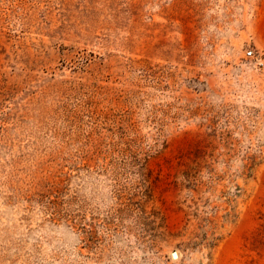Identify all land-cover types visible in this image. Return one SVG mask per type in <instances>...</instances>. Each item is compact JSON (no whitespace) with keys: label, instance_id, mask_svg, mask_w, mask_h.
Here are the masks:
<instances>
[{"label":"rangeland","instance_id":"obj_1","mask_svg":"<svg viewBox=\"0 0 264 264\" xmlns=\"http://www.w3.org/2000/svg\"><path fill=\"white\" fill-rule=\"evenodd\" d=\"M0 264H264V0H0Z\"/></svg>","mask_w":264,"mask_h":264},{"label":"built area","instance_id":"obj_2","mask_svg":"<svg viewBox=\"0 0 264 264\" xmlns=\"http://www.w3.org/2000/svg\"><path fill=\"white\" fill-rule=\"evenodd\" d=\"M254 50H252V49H250V50H248L247 52H246V55L247 56H251V57H253L254 56Z\"/></svg>","mask_w":264,"mask_h":264}]
</instances>
